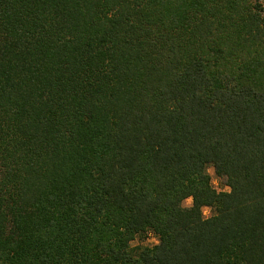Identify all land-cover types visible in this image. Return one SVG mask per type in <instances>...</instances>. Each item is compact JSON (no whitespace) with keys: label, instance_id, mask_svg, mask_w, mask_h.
Masks as SVG:
<instances>
[{"label":"trees","instance_id":"obj_1","mask_svg":"<svg viewBox=\"0 0 264 264\" xmlns=\"http://www.w3.org/2000/svg\"><path fill=\"white\" fill-rule=\"evenodd\" d=\"M0 264H264L261 0H0Z\"/></svg>","mask_w":264,"mask_h":264},{"label":"rangeland","instance_id":"obj_2","mask_svg":"<svg viewBox=\"0 0 264 264\" xmlns=\"http://www.w3.org/2000/svg\"><path fill=\"white\" fill-rule=\"evenodd\" d=\"M261 3L264 7V0H261ZM209 172L211 173L212 175V182H213V185L214 187L217 189V190H229V187L225 185V182L220 179L216 174H215V171L213 169V167H210L209 168ZM183 204L185 206H191L192 205V198H188L186 199ZM205 208H208V207H205ZM209 211L207 213H204L205 216H210L212 214V211L210 208H208ZM153 237L158 240V238L156 237V235L153 233V232H149L148 234H145L143 235L142 237H138L134 240L133 244H144V245H149V246H152L154 244H157V243H154L152 242L153 240ZM159 241V240H158Z\"/></svg>","mask_w":264,"mask_h":264},{"label":"clouds","instance_id":"obj_3","mask_svg":"<svg viewBox=\"0 0 264 264\" xmlns=\"http://www.w3.org/2000/svg\"><path fill=\"white\" fill-rule=\"evenodd\" d=\"M203 211H204V213H207V212L209 211V209H208V208H204ZM152 242H154V243H159V241L156 240L154 237H153Z\"/></svg>","mask_w":264,"mask_h":264}]
</instances>
